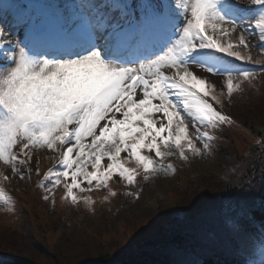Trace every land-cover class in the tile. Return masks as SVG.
I'll list each match as a JSON object with an SVG mask.
<instances>
[{
    "label": "snow or ice",
    "instance_id": "6c2138e0",
    "mask_svg": "<svg viewBox=\"0 0 264 264\" xmlns=\"http://www.w3.org/2000/svg\"><path fill=\"white\" fill-rule=\"evenodd\" d=\"M242 3L264 9V0H80L51 10L6 0L0 12L24 38L0 23V52H11L0 68V162L9 170L0 183L31 173L43 148L54 161L44 191L62 187L65 200L90 204L94 190L117 195L109 182L132 186L172 170L170 157L209 151L213 132L234 123L224 98L254 79L235 62L264 64L248 40L256 34L264 49V12L244 24Z\"/></svg>",
    "mask_w": 264,
    "mask_h": 264
},
{
    "label": "rangeland",
    "instance_id": "374dc122",
    "mask_svg": "<svg viewBox=\"0 0 264 264\" xmlns=\"http://www.w3.org/2000/svg\"><path fill=\"white\" fill-rule=\"evenodd\" d=\"M249 51L250 54H253L256 53L257 50L251 47ZM252 57L255 60H261L260 54L254 55ZM237 99L242 103L235 107L247 108L244 111L245 114L247 112L254 113L251 116L257 117L258 114H255V112H260L262 113L260 115H264V86L260 87V90L258 91H249L248 94L238 95V97H235L234 100ZM238 148L240 149L238 152L242 153L243 144L239 143ZM48 156V158L45 157L43 161L39 160L37 163L46 165L50 161L51 155ZM177 165L179 166V175L182 177L181 180H194L191 174L196 172L203 174L209 173V175L218 174L224 178H226L229 173L233 172V168H231L230 165L220 164L212 156L210 151L203 152L200 156L189 155V158L186 161H180L177 159ZM190 167L193 168L192 171L189 170ZM173 176L174 174H171V170L161 171L151 176L148 181L142 180L134 190L138 193L140 190V192L143 194L142 197L137 198L127 195V198H125V200L123 199V211L121 210L118 213L115 206H108L109 202L107 198L105 201L107 203L106 210L108 211V214L106 215L103 212L89 213L86 210L82 211V213L77 212L76 205H73V207L68 206L66 200L61 195L58 198V195L55 193L51 196H48V201L56 204L53 207H50L48 202H43V200H45L43 199V191L40 189L36 190V195L34 198V207L36 209L35 216L31 213L28 215L29 212L27 211L25 214H22L20 219H15V215H13L14 211L5 208L2 209L0 207V241L2 240L6 242L10 238V235H5L8 234V228L17 227L19 229L21 225L25 226L24 223L26 221L31 229L39 228V234L44 233L46 237V243L48 244L47 247L50 250H52L54 247L56 253V249H58V255H53L49 252V255L51 256H41L37 253L38 259L35 260L41 264H96L95 260H97L99 255L111 254V256H121L130 239L134 238V240H139L144 238L145 235L148 237L152 234L155 226L157 225L156 222L160 221V219L163 222H170L168 224L169 227L173 226L174 221L171 219L172 215H180V213L176 210L174 211L173 208L176 205L180 206L184 204V202H189L190 200L194 199V196L198 193L202 195L201 193L203 192L200 190V187L196 185H202V183H198L196 181L195 183L190 184V186L193 185L192 188H184L183 190H180V193L174 192V189H178L179 187L182 189L183 184L182 182H176ZM204 182L207 183L212 181L204 180ZM27 187H29V183L24 182L22 179V182L16 186V191H14L15 196L19 192L18 188H22L24 190ZM102 191L106 192V190ZM205 193L202 195V199H204V196L210 198L213 197L212 194L211 196L208 195L210 193L209 191H206ZM28 194L29 196H23L24 194L20 192L19 201L22 204V207L24 204H28V209L31 211V192L29 191ZM154 195H157L158 197H160V195L167 196L165 199L166 201H162L160 203L161 206L155 209L154 213L157 211L159 215L163 211H169V213H166L165 217L160 219L158 216L154 217L153 219H149L147 216V220L145 219L136 221L139 219L138 217L146 216L149 214V211L154 209H143L141 207L146 198L150 199ZM172 197L178 201L176 205L170 203V199L173 200ZM185 199L190 200L186 201ZM101 200L102 195L99 193L95 197L94 201L100 203ZM87 207H90V204H88ZM200 207H202V204ZM25 210L27 209H24V211ZM24 230L26 231V229L23 228L20 233H16V241H22L19 236L24 235ZM124 234H126V236ZM60 251L62 252L59 253ZM89 260L90 262H88Z\"/></svg>",
    "mask_w": 264,
    "mask_h": 264
},
{
    "label": "trees",
    "instance_id": "16d2710c",
    "mask_svg": "<svg viewBox=\"0 0 264 264\" xmlns=\"http://www.w3.org/2000/svg\"><path fill=\"white\" fill-rule=\"evenodd\" d=\"M260 122H261L260 128L263 129L264 116L261 117ZM260 177L261 179H257V181L263 180L264 177L263 176ZM218 187L220 188L222 187V185H219ZM238 188L239 185H236V189ZM225 191L226 189L219 190L216 196L224 195ZM197 196H202V195L198 193L195 197ZM202 203H203L202 200L195 202L193 208L197 207L199 204ZM159 224H160L159 227L157 228L155 227L156 235L154 237L151 236L153 238L151 237L147 238L148 240L144 241V243L142 244L135 242L134 238L130 239L129 243L122 252L123 254L121 256L118 255L111 256V254L99 255L97 257V260H95L96 264H166L165 263L166 260L168 261L171 257L173 258V253H172L173 251H175L176 249L179 250L180 247H186L190 243L189 241L190 233L174 234L176 232L174 230L173 232H170L169 235H167L166 234L167 232L165 230H169V229H166V226H164L163 224L161 223ZM176 229L178 230V225H176ZM23 232H25L24 235L19 236L22 239V241L21 240L16 241V237H15L16 233H13L6 242L2 240L0 241V246L4 248L5 251H9L15 254L16 258L13 259L12 263L10 264H41L37 260H35L38 259V254L41 256L43 255L51 256L49 255L50 253L53 255H58V249H56V253L54 247L52 251H50V249L47 248V245L39 241L36 235L31 231H29L28 229H26V231L24 230ZM207 233L208 232L205 231V235H208ZM124 235L126 236V234ZM172 236L174 237L171 238L170 240H167V238ZM179 251H181V249ZM61 252L62 251H60L59 253ZM88 262H90V260ZM211 263L215 264L212 261ZM217 264H233V260H229L224 256L223 257L220 256Z\"/></svg>",
    "mask_w": 264,
    "mask_h": 264
},
{
    "label": "bare ground",
    "instance_id": "6f19581e",
    "mask_svg": "<svg viewBox=\"0 0 264 264\" xmlns=\"http://www.w3.org/2000/svg\"><path fill=\"white\" fill-rule=\"evenodd\" d=\"M153 185H154V184H153ZM153 185H152V186H153Z\"/></svg>",
    "mask_w": 264,
    "mask_h": 264
}]
</instances>
